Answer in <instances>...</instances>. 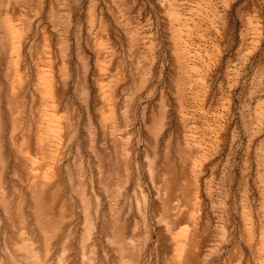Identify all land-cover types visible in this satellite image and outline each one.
I'll return each mask as SVG.
<instances>
[{"label": "rangeland", "instance_id": "obj_1", "mask_svg": "<svg viewBox=\"0 0 264 264\" xmlns=\"http://www.w3.org/2000/svg\"><path fill=\"white\" fill-rule=\"evenodd\" d=\"M180 233L264 264V0H0V264H176Z\"/></svg>", "mask_w": 264, "mask_h": 264}, {"label": "bare ground", "instance_id": "obj_2", "mask_svg": "<svg viewBox=\"0 0 264 264\" xmlns=\"http://www.w3.org/2000/svg\"><path fill=\"white\" fill-rule=\"evenodd\" d=\"M50 84H49V80L46 79V92H50ZM185 240H186V234L183 233L181 235V233L178 235L177 237V241H176V245H175V248H174V252H173V259H174V262L176 264H181V262L183 261V259L186 257L187 258V255L188 253H186V251H190L188 250L187 248V244L185 243ZM192 241V240H191ZM194 242V241H193ZM196 243V242H195ZM187 245V246H186ZM193 246V245H192ZM192 252V251H191ZM193 253V252H192ZM185 258V259H186ZM188 261V260H187Z\"/></svg>", "mask_w": 264, "mask_h": 264}]
</instances>
